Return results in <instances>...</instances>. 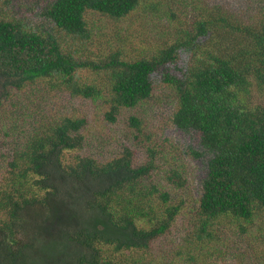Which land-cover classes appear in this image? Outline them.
<instances>
[{"label":"trees","instance_id":"1","mask_svg":"<svg viewBox=\"0 0 264 264\" xmlns=\"http://www.w3.org/2000/svg\"><path fill=\"white\" fill-rule=\"evenodd\" d=\"M252 1L245 18L199 0H0V264H264V105L251 92L264 94V0ZM140 14L168 24L150 55L123 33ZM160 85L175 95L169 120L130 112L118 153H83L78 105L115 124ZM168 121L204 157L191 208L155 178ZM174 162L167 179L184 189Z\"/></svg>","mask_w":264,"mask_h":264},{"label":"rangeland","instance_id":"2","mask_svg":"<svg viewBox=\"0 0 264 264\" xmlns=\"http://www.w3.org/2000/svg\"><path fill=\"white\" fill-rule=\"evenodd\" d=\"M204 4L208 5H220L225 7L230 12L234 14H239L245 18H250L254 16L255 4L252 0H199ZM139 15V13H138ZM141 17L136 16L128 18L123 21V33L124 36H130L134 42L135 47H140L143 53L150 55L151 50L154 49L156 40L158 37L165 35L169 29L168 24L165 23L166 19L162 20L157 17H150L149 15L140 14ZM131 19L135 21L130 23ZM97 23L106 27L108 23L106 20L96 18ZM116 24L113 23L111 29L107 33H112L115 30ZM252 100L254 105H264V94L259 91L256 86L251 88ZM8 106L10 105L7 102ZM47 109L49 104H45ZM82 109V112L86 111L89 118V126L87 128L88 138H93L92 144H90L84 150V154H100V158H104V153H109L110 151L118 150L121 141L125 138L127 130V120L130 112H137L144 114L147 120L155 125H159L164 122L174 114L176 111V99L175 95L170 89L160 85L155 91L154 96L147 102L143 104L140 108L131 111H124V113L119 117L118 122L110 123L105 119V107L96 102H87L78 105ZM34 107V105H33ZM51 108V107H50ZM49 109V108H48ZM81 112V113H82ZM31 120V118H30ZM155 124V125H154ZM169 126V121L167 123ZM170 127V126H169ZM171 128V127H170ZM162 130V129H160ZM169 137L172 141V145L163 142V146L159 143V158L167 153V162L160 160L163 168L159 169L158 174L155 178L162 183L164 190H169L170 192L176 191L183 198L186 199L189 208L197 205L199 198L201 197V177L204 175V157L197 158L194 156V150H201L198 143V138L194 133H187L178 129L171 128L169 131ZM103 153V154H102ZM118 153V151L116 152ZM140 157H145L142 151L138 153ZM139 157V159H141ZM158 158V159H159ZM175 161V162H174ZM176 163L181 169L186 173L187 185L184 189H179L178 187L172 185L167 179L166 171L169 168V164ZM24 225V224H23ZM22 225V227H23ZM25 227V226H24ZM25 229L18 231L16 239L20 241V244H26L28 238L24 236ZM224 240L226 242H233L240 240L238 237H233L231 234L224 235ZM43 238H47L42 234Z\"/></svg>","mask_w":264,"mask_h":264}]
</instances>
